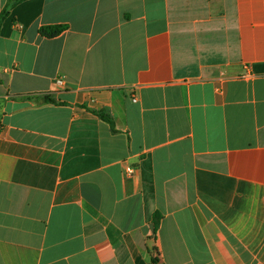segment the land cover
<instances>
[{
  "label": "crops",
  "instance_id": "crops-1",
  "mask_svg": "<svg viewBox=\"0 0 264 264\" xmlns=\"http://www.w3.org/2000/svg\"><path fill=\"white\" fill-rule=\"evenodd\" d=\"M7 4L0 264H264V0Z\"/></svg>",
  "mask_w": 264,
  "mask_h": 264
},
{
  "label": "trees",
  "instance_id": "trees-1",
  "mask_svg": "<svg viewBox=\"0 0 264 264\" xmlns=\"http://www.w3.org/2000/svg\"><path fill=\"white\" fill-rule=\"evenodd\" d=\"M24 0H8V4H7V8H11L13 6H15L16 4L22 2ZM8 14L7 9H5L4 11H2V13L0 14V23L2 21V19ZM66 29V26L64 25H57V26H44L41 27L39 29V34L43 37L46 38H54L59 36L64 30ZM45 102H51V103H55L54 99L51 98L50 96H45L43 99ZM96 116H98L101 120L105 121L106 123H108V125L110 126V129L112 132H115L114 129V124L112 121V118L110 117V115L108 113H105L103 111H92ZM161 216L158 213H155L153 215V226H154V230L156 231L160 222ZM155 260H152L151 264H155Z\"/></svg>",
  "mask_w": 264,
  "mask_h": 264
},
{
  "label": "built area",
  "instance_id": "built-area-1",
  "mask_svg": "<svg viewBox=\"0 0 264 264\" xmlns=\"http://www.w3.org/2000/svg\"><path fill=\"white\" fill-rule=\"evenodd\" d=\"M131 172H132L131 169H129V168L126 169V173L130 174Z\"/></svg>",
  "mask_w": 264,
  "mask_h": 264
}]
</instances>
